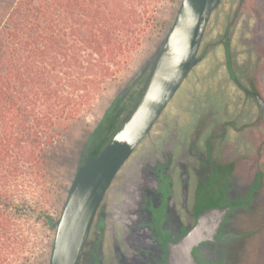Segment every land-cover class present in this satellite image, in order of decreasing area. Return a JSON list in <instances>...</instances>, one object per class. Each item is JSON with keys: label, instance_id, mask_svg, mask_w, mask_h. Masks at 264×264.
<instances>
[{"label": "flooded vegetation", "instance_id": "1", "mask_svg": "<svg viewBox=\"0 0 264 264\" xmlns=\"http://www.w3.org/2000/svg\"><path fill=\"white\" fill-rule=\"evenodd\" d=\"M244 3L240 0L235 15L242 10L256 18L257 7L244 8ZM229 26L230 21L226 34ZM252 38L254 44V33ZM223 44L228 45L226 40ZM156 57L142 71L149 70ZM227 71L240 94L232 106L235 113L224 116L231 107L226 101L219 112L207 107L198 114H170L171 123L150 140L148 149H139L141 143L134 149L127 161L139 158L127 167L126 176L122 166L118 173L123 175L117 173L104 193L78 264H166L170 246L197 224L206 198L214 199L224 215L213 239L192 246L195 264L251 260V224L258 219L256 208L264 204V97L256 82L257 63L243 78L228 62ZM187 77L173 97L179 89L183 93ZM185 116L195 118L189 133L180 129ZM213 121L217 125L212 129ZM97 124L76 152L75 170L98 145L91 139Z\"/></svg>", "mask_w": 264, "mask_h": 264}, {"label": "trees", "instance_id": "2", "mask_svg": "<svg viewBox=\"0 0 264 264\" xmlns=\"http://www.w3.org/2000/svg\"><path fill=\"white\" fill-rule=\"evenodd\" d=\"M114 1L15 0L0 24V264L22 243L14 228L30 207L25 198L14 203L13 192L24 183V169L43 160L62 135L59 126L93 103L139 45L135 25L145 10ZM154 61L105 109L91 133L97 153L140 99ZM43 214L55 230L56 218Z\"/></svg>", "mask_w": 264, "mask_h": 264}, {"label": "rangeland", "instance_id": "3", "mask_svg": "<svg viewBox=\"0 0 264 264\" xmlns=\"http://www.w3.org/2000/svg\"><path fill=\"white\" fill-rule=\"evenodd\" d=\"M14 1L0 0V24ZM117 1L136 10H145L138 25H135L137 29L141 28L139 45L130 53L126 64H122L116 78L104 82L93 103L86 107L77 119L69 122L66 128L59 126L62 135L46 147L43 160L33 169H24L27 171L26 175L24 174L25 177L23 176L24 183L13 192V202L20 204L25 198L30 210L27 209V212L21 213L16 222L14 237H18L22 243L5 256L7 264H48L55 230L45 224L43 211L53 218L59 217L67 189L76 171L77 150L135 70L160 45L180 3V0ZM117 1L114 2L117 3ZM239 2L240 0H221L219 6L211 13L197 54L200 60L184 81L183 93L179 89L176 97L171 98L150 132L141 141L139 149L150 147V140L156 138L163 127L171 123L170 114H191L192 112L198 114L207 107L208 111L219 112L220 108L229 101H231V107L225 109L224 116L235 113L232 106L236 107V98L240 94L229 80L227 62L233 66L234 72L240 78L251 73L254 63H257L256 82L264 97V0H245L244 8L252 4L257 7L259 12L257 16L254 15L256 18L250 17L251 14H246L242 10L235 15ZM229 21L230 26L226 34L225 29ZM252 28L255 29L254 44L251 42L253 41ZM224 40L227 41V46L223 44ZM255 109L254 106L253 114H256ZM211 118L212 114H209L208 119ZM194 119L185 116L180 122V129L184 133H189ZM214 121L211 125L212 129L217 125ZM224 146H226L225 143ZM136 158L139 157L131 156L130 160L123 165L122 170L125 176L128 172L126 169H129L127 167L131 166V162L133 163ZM118 175H123V172H119Z\"/></svg>", "mask_w": 264, "mask_h": 264}, {"label": "water", "instance_id": "4", "mask_svg": "<svg viewBox=\"0 0 264 264\" xmlns=\"http://www.w3.org/2000/svg\"><path fill=\"white\" fill-rule=\"evenodd\" d=\"M219 1L180 0L160 45L119 92L122 93L157 55L144 91L130 114L99 153L95 147L75 171L56 220L48 264H78L104 193L199 61L197 54L206 23ZM223 215L224 209L217 207L214 201L205 206L197 224L170 246L166 264H195L192 246L213 239Z\"/></svg>", "mask_w": 264, "mask_h": 264}, {"label": "crops", "instance_id": "5", "mask_svg": "<svg viewBox=\"0 0 264 264\" xmlns=\"http://www.w3.org/2000/svg\"><path fill=\"white\" fill-rule=\"evenodd\" d=\"M256 211L258 212V219L256 224H251V260L244 262V264H264V204L258 205Z\"/></svg>", "mask_w": 264, "mask_h": 264}]
</instances>
